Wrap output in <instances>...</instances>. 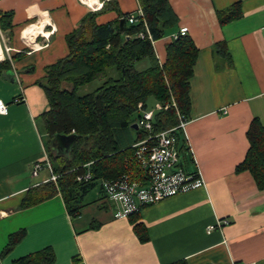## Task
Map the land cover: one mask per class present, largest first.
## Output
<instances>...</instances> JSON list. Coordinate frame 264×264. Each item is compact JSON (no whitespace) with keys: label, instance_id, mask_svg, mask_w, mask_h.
I'll use <instances>...</instances> for the list:
<instances>
[{"label":"crops","instance_id":"1","mask_svg":"<svg viewBox=\"0 0 264 264\" xmlns=\"http://www.w3.org/2000/svg\"><path fill=\"white\" fill-rule=\"evenodd\" d=\"M105 1L0 0V62L11 63L0 74V98L7 103V111L0 112L2 262L52 246L56 258L50 264H264V188H257L248 170H235L249 145L252 118L264 124V0H169L178 22L153 40L162 62L172 34L186 25L198 48L181 156L187 171L200 169L205 185L126 217L114 215L107 196L84 197L76 215L60 192L21 205L28 189L50 176L47 168L32 173L34 161L48 156L41 114L50 103L39 80L47 65L68 52V33ZM116 1L118 9L100 13L98 22L139 8L137 0ZM237 1L238 15L220 22L217 10ZM5 12H12L11 25L1 24ZM221 41L228 57L214 48ZM18 230H25L24 236L4 252Z\"/></svg>","mask_w":264,"mask_h":264},{"label":"trees","instance_id":"2","mask_svg":"<svg viewBox=\"0 0 264 264\" xmlns=\"http://www.w3.org/2000/svg\"><path fill=\"white\" fill-rule=\"evenodd\" d=\"M137 2L141 13L137 14L136 22L128 21L131 12L119 13L118 19L113 21L98 22L100 13L118 9L116 0H107L99 10L87 12L67 35L68 52L46 66L39 83L47 93L50 108L41 114V118L49 137L48 156L58 178L30 187L22 200L23 207L60 192L69 212L72 215L80 213L83 199L93 187L101 183L105 197L103 180L117 178L136 166L132 144L145 136L146 131L132 124L139 119L142 108H148L155 101L168 105L155 111L153 132L176 125L178 113L188 118L189 79L198 48L188 33L179 34L166 44V55L160 62L153 40L165 35L177 24L179 17L169 0ZM232 6L217 10L220 22L238 15L240 2ZM11 17L12 12H5L1 24L8 20L11 25ZM121 17L126 19L122 30L119 28ZM214 48L225 57L229 56L224 41L215 43ZM10 66L9 58L1 61L0 74ZM96 78H101V84L80 93L81 86ZM132 130L136 131L135 138ZM73 132L78 134L73 146L68 152L59 153L52 144L55 135ZM175 132L182 153L184 137L180 129ZM246 136L249 145L235 170H248L257 188L263 189L264 124L257 117L252 118ZM89 170L90 178H78ZM24 233L25 230L12 233L4 252L11 250ZM55 258L53 247L45 246L7 264H50ZM0 264H4L1 253ZM171 264L186 262L181 260Z\"/></svg>","mask_w":264,"mask_h":264},{"label":"built area","instance_id":"3","mask_svg":"<svg viewBox=\"0 0 264 264\" xmlns=\"http://www.w3.org/2000/svg\"><path fill=\"white\" fill-rule=\"evenodd\" d=\"M97 6L99 7L101 4L99 3ZM140 13V8L131 12L127 18L128 21L136 22V16ZM144 24L148 31L146 23ZM187 30L186 25H181L172 34V38L177 37L179 34H186ZM138 34L144 36L142 32ZM138 105L141 106V103ZM167 106V104L163 105L160 101H155L148 108L141 109V114L136 123L144 128L146 135L132 144L134 148L133 159L137 168H135L136 166L130 167L117 178L103 180L105 192L108 198L114 202L115 216L126 217L147 204L205 185L198 167L193 171H187L182 166L175 130L180 129L186 138L185 127L188 118L184 114L178 113L176 125L153 132L152 120L155 111ZM6 111L7 103L0 98V112ZM43 168H47L50 172L47 180H57L58 173L54 170L49 156L43 160L34 161L32 165L33 175H38ZM90 177V170L83 176H78L80 179ZM224 221L226 220L224 219ZM208 228H213V225H209ZM236 264L255 263L242 261Z\"/></svg>","mask_w":264,"mask_h":264},{"label":"water","instance_id":"4","mask_svg":"<svg viewBox=\"0 0 264 264\" xmlns=\"http://www.w3.org/2000/svg\"><path fill=\"white\" fill-rule=\"evenodd\" d=\"M126 19L125 17H121L119 19V28L122 30L123 25L125 23ZM133 127L137 128L138 125L137 123L132 124ZM78 137V134L73 132V133H62V134H56L54 139H53V144L59 151V153L63 152H68L71 147L73 146L74 142L76 141Z\"/></svg>","mask_w":264,"mask_h":264},{"label":"rangeland","instance_id":"5","mask_svg":"<svg viewBox=\"0 0 264 264\" xmlns=\"http://www.w3.org/2000/svg\"><path fill=\"white\" fill-rule=\"evenodd\" d=\"M102 80L101 78H96L95 80H93L92 82L83 85L80 87V93H85L88 91H91L93 89H95L99 84H101ZM152 102V101H151ZM152 105V104H151ZM150 105V106H151ZM132 136L135 138L136 136V131L132 130ZM45 141L48 144L49 142V137L46 136L45 137ZM184 156H181L182 161L184 162ZM104 195V193L101 190V183H98L95 187H93L85 196V201H93V200H97L98 198L102 197ZM99 200V199H98ZM102 203V202H101ZM104 204V203H103ZM107 204V203H105ZM110 205V204H109Z\"/></svg>","mask_w":264,"mask_h":264},{"label":"clouds","instance_id":"6","mask_svg":"<svg viewBox=\"0 0 264 264\" xmlns=\"http://www.w3.org/2000/svg\"><path fill=\"white\" fill-rule=\"evenodd\" d=\"M83 2L91 4L97 2V0H83ZM0 59H3L2 55H0Z\"/></svg>","mask_w":264,"mask_h":264}]
</instances>
